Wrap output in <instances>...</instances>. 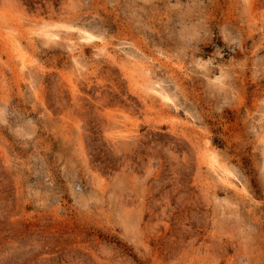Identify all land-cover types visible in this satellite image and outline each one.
I'll use <instances>...</instances> for the list:
<instances>
[{
    "label": "rangeland",
    "instance_id": "1",
    "mask_svg": "<svg viewBox=\"0 0 264 264\" xmlns=\"http://www.w3.org/2000/svg\"><path fill=\"white\" fill-rule=\"evenodd\" d=\"M0 264H264V0H0Z\"/></svg>",
    "mask_w": 264,
    "mask_h": 264
},
{
    "label": "bare ground",
    "instance_id": "2",
    "mask_svg": "<svg viewBox=\"0 0 264 264\" xmlns=\"http://www.w3.org/2000/svg\"><path fill=\"white\" fill-rule=\"evenodd\" d=\"M83 31H84V30H83ZM83 33H85V32H83ZM80 34H82V33H80ZM51 35H52V34H51ZM87 35H88V34H87ZM5 36H6V35H5ZM78 37H79V35H78ZM80 37H81V36H80ZM80 37H79V38H80ZM83 37H85V35H83L82 38H83ZM90 37H91V36H90ZM90 37L87 36V37H85V38L90 39ZM83 40H84V39H83ZM81 41H82V40H81ZM84 41H85V40H84ZM10 42H11V41H10ZM105 44H106V43H105ZM9 46H10V45H9ZM104 46H105V45H103V47H104ZM102 49H103V48H102ZM100 50H101V49H100ZM100 50H99V52H100ZM104 50H105V48H104ZM104 50H103V51H104ZM14 51H15V50H14ZM101 52H102V51H101ZM20 53H21V52H20ZM105 54H107L106 51H105ZM106 56H107V55H106ZM21 58H22V57H21ZM19 59H20V58H19ZM23 60H24V59H23ZM27 63H28V62H27ZM153 92H154V91H153ZM175 118H176V117H175ZM208 154H209V153H208ZM205 156H206V155H205ZM207 157H208V156H207ZM214 157H215V156H214ZM204 159L206 160V158H204ZM207 159H208V158H207ZM208 160H209V159H208ZM210 162H213V160L211 159ZM213 163H215V162H213ZM225 172H226V171H225ZM234 178H235V177H234ZM241 189H242V187H241ZM235 191H236V190H235ZM242 191H243V189H242Z\"/></svg>",
    "mask_w": 264,
    "mask_h": 264
}]
</instances>
